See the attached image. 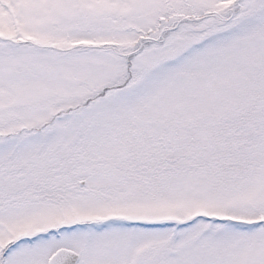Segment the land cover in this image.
<instances>
[{"label":"snow or ice","instance_id":"obj_1","mask_svg":"<svg viewBox=\"0 0 264 264\" xmlns=\"http://www.w3.org/2000/svg\"><path fill=\"white\" fill-rule=\"evenodd\" d=\"M0 264H264V0H0Z\"/></svg>","mask_w":264,"mask_h":264}]
</instances>
